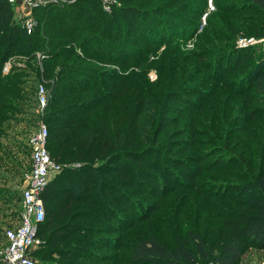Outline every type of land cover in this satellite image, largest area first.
I'll use <instances>...</instances> for the list:
<instances>
[{"label":"trees","instance_id":"trees-1","mask_svg":"<svg viewBox=\"0 0 264 264\" xmlns=\"http://www.w3.org/2000/svg\"><path fill=\"white\" fill-rule=\"evenodd\" d=\"M119 1L125 5L111 11L100 0L37 8V25L27 34L21 17L16 21L19 8L0 0V240L20 214L19 190L7 186L8 174L22 175L30 168V160L24 163L31 153L28 139L19 145L17 139L30 136L40 121L48 130V153L61 166L42 196L45 218L37 225L42 245L33 254L40 264H238L243 244L264 249V139L239 145L241 162L221 166L209 159L211 150L195 155L198 146L218 140H195L204 135L203 118L214 115L216 101L211 97L203 113L172 102L202 109L208 99L204 87L219 77L221 59L233 51L229 41L240 33L264 38V19L255 21L221 7L215 20L229 29L209 22L194 53L172 57L198 27L186 32L162 18L169 15L170 0H139L148 9L133 5L135 0ZM249 2L264 17V0ZM147 23L169 41L160 55L152 45L159 41ZM257 57L253 66H243L246 73L237 83L248 86L237 93L252 99L255 111L264 114V52ZM7 62L10 69L3 74ZM150 71L157 74L154 82L148 79ZM39 86L48 97L42 114L37 113ZM170 109L178 111L176 117ZM171 122L175 129L162 143L184 156L162 154L153 164L150 155L157 153ZM2 171L7 176L1 177ZM180 187L181 195L172 193ZM138 189L151 202L135 198ZM192 194L203 199L202 214L210 220L207 231L188 224L181 239L179 223L159 225L147 213L155 210L158 199L174 209L183 198L179 218ZM94 241L97 250L112 253L96 254Z\"/></svg>","mask_w":264,"mask_h":264},{"label":"rangeland","instance_id":"rangeland-1","mask_svg":"<svg viewBox=\"0 0 264 264\" xmlns=\"http://www.w3.org/2000/svg\"><path fill=\"white\" fill-rule=\"evenodd\" d=\"M114 1L115 2H112V0H110V4L107 5L110 11L114 8H119L121 5H125L119 0ZM138 2L139 0H135L132 4L140 9H148L149 6L140 4L138 5ZM170 2L172 3L170 5V8L168 9L169 15H162V18H169L171 21L173 20V22L179 24L181 28H184L186 32H188L189 28L193 26H195L196 28L198 27L197 33H195L191 39L186 40L187 43L180 44L179 46L181 48L178 52H174L172 54V57L183 56L186 52L194 53L195 47L201 41L203 32L207 29L209 22H212L220 30L224 29L225 32L229 29L225 22L223 26L222 23L217 22L215 20V15L218 13L219 8L221 7H226L231 12H233V10H238L240 12L239 16L247 15L248 17L254 18L255 21L264 19V17H262L259 11L251 6L249 0H170ZM206 15L207 17L205 18ZM222 16H226L227 18L229 15ZM19 17H21L20 13L18 16H16V21H19ZM147 26H150L159 41L158 43H155V41H153L152 45L156 47L155 53L157 55H160L163 51H165L166 45L169 43V41H163L164 37L162 36V34L159 33V31H157L154 27H151L149 23H147ZM229 42L230 45H232L230 48H233V51L229 52L227 56L221 59L218 65L220 72L219 77L217 79H211L210 81H208V85L204 87V94L208 95V99L204 101L205 104L202 106V109H193L196 108V106L199 104L189 105L181 103L180 105H178L176 103L177 99L172 102L173 106H181L184 108L192 109L188 110V112L203 113V109L206 107L205 105L211 97L213 100L216 101L214 102L215 107L213 108L214 115H205L203 118L202 122L204 125H201L200 128L202 129L204 135L201 137H195V140H198L199 138V140H202L201 142H211V137H218V140L215 141L213 145H206L200 147L198 146L196 148L197 153H195V155L203 156L205 155V152L211 150L210 152L213 153L210 154L211 158L209 159H212L213 161H220L219 164L221 166L226 163H228L230 166H235L237 163L241 162L240 160H242L243 158H241V146L239 145L243 144L244 146H246L255 139H257L256 143H260L262 139H264V114H260L259 112L255 111L258 110V108H256V104L254 101H252V99L248 98L246 95L237 93L239 91L246 90L248 86L237 83V80L241 76H244L246 73V71L242 69L243 66L245 64H250L249 66H253L255 60H257L258 58L257 53L260 51L264 52V38L246 37L243 33H240L237 34V36ZM141 45H144V43L139 44V46ZM141 50L142 49L140 48L137 54L141 53ZM220 50L221 49H219L218 51ZM202 58L203 59L201 60L206 61L207 55ZM178 59L179 58L174 59V63L177 64ZM156 75L157 74L155 71H150L148 73L149 81L154 82L157 79ZM209 109L210 108H208V110ZM252 111L255 114H251L250 112ZM170 112V116L176 117V114H178V111H175L174 109H170ZM217 123L227 125H225V127L217 126L218 130H214L212 127L214 125H217ZM39 124L40 121L37 123L36 127ZM209 124L211 125L210 127L208 126ZM174 129V123L171 122L167 126V128L162 132L158 142V146L156 147L157 153L150 155V157L152 158L151 162L153 164L156 163L155 160L158 159L162 154L169 158H178V156H184L183 153H180V151L176 150L174 147L170 145L164 147L165 143H162L165 138L170 134V131ZM34 130H32V132ZM28 138L29 136H26V134L21 135V137L17 139L18 145L22 144L21 142H24ZM183 138L188 139V137L185 136H183ZM226 139H229V145L227 147H223L225 145ZM24 145H26V143H23V145L20 146L23 147ZM26 146L29 150L28 144ZM190 149L191 148L188 147L187 151H189ZM29 160L30 158L27 157L24 163L29 162ZM160 161L161 160H157V163L160 164ZM258 170L261 169L258 168ZM161 174L162 173L159 172V175ZM8 175L9 181H7V186H17L16 188H18L23 184L22 175H17L13 173H9ZM2 176H7L5 175L4 171H2L1 173V177ZM201 178H203L202 175L198 177V179ZM254 179L255 177L251 179V184L254 182ZM234 182L239 181L235 180ZM148 186H151V184H148ZM238 186L241 187V185H237L236 188H238ZM183 192V188L180 187L172 193L181 195ZM235 192L236 191H233L229 194H234ZM135 198L141 199L147 203L151 202L142 189H138L135 192ZM202 201L203 199H200V196L195 194L190 195L188 205H186L182 209L183 211L179 218H177V213L185 205L183 198L177 202L174 209L173 207L169 208L165 204V199H158L157 201H155V203H153V205L151 204L152 209L154 210L155 208V210L153 212L148 211L147 213L150 212L151 216L153 215V217H155L156 222L159 223V225H162L165 222L172 220L176 221V223H179L180 226L178 227V230L182 229V239V237L185 235V231L188 228V224H195L197 226L194 228L199 230L202 227V231H207L206 224L209 223L210 220L207 218L208 216L206 214H202ZM143 204L144 202L138 205L137 208H139V211L140 208H143ZM151 205H149V210L151 209ZM199 209L200 211L197 213ZM212 236L214 237L215 234H212ZM96 238L94 240H96ZM4 242L5 240L2 238L0 240V247L3 245ZM182 242L184 245L188 244L186 239H184ZM96 246L97 243L96 241H94V247L92 251L96 254H105V252H108V254L112 253L111 251H105L104 249L97 250ZM243 246L245 247V250L238 264H264V249L258 250L254 245L246 243L243 244ZM111 248L112 247H110L109 250H111ZM37 257L35 258V260L37 264H40L39 259ZM69 262L71 261H67V263ZM97 264L101 263L98 262ZM197 264L207 263L199 261Z\"/></svg>","mask_w":264,"mask_h":264},{"label":"built area","instance_id":"built-area-1","mask_svg":"<svg viewBox=\"0 0 264 264\" xmlns=\"http://www.w3.org/2000/svg\"><path fill=\"white\" fill-rule=\"evenodd\" d=\"M10 6L19 8L21 22L27 34L32 33L37 25L33 11L48 6L69 5L78 0H3ZM106 10L110 0H100ZM112 2H115L112 0ZM107 6V7H106ZM10 63L2 68L7 74ZM37 113H44L47 105V93L39 86ZM48 130L40 123L30 134L27 144L31 150L30 168L23 172V184L18 187L20 194V214L17 224L4 232V245L0 248V264H37L33 254L42 245L37 233L38 223L44 220L43 193L49 182L61 172V166L55 163L47 150Z\"/></svg>","mask_w":264,"mask_h":264}]
</instances>
